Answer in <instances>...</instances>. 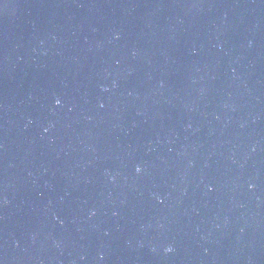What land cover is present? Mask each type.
Wrapping results in <instances>:
<instances>
[{"label": "water", "instance_id": "water-1", "mask_svg": "<svg viewBox=\"0 0 264 264\" xmlns=\"http://www.w3.org/2000/svg\"><path fill=\"white\" fill-rule=\"evenodd\" d=\"M0 264H264V0H0Z\"/></svg>", "mask_w": 264, "mask_h": 264}, {"label": "clouds", "instance_id": "clouds-1", "mask_svg": "<svg viewBox=\"0 0 264 264\" xmlns=\"http://www.w3.org/2000/svg\"><path fill=\"white\" fill-rule=\"evenodd\" d=\"M55 103L57 104V100H56ZM136 171L139 172V171H140V168L137 167ZM172 250H173V249H172L171 247H168V248L165 249L166 252H171Z\"/></svg>", "mask_w": 264, "mask_h": 264}, {"label": "snow or ice", "instance_id": "snow-or-ice-1", "mask_svg": "<svg viewBox=\"0 0 264 264\" xmlns=\"http://www.w3.org/2000/svg\"><path fill=\"white\" fill-rule=\"evenodd\" d=\"M60 104V101L59 100H57V105H59Z\"/></svg>", "mask_w": 264, "mask_h": 264}]
</instances>
